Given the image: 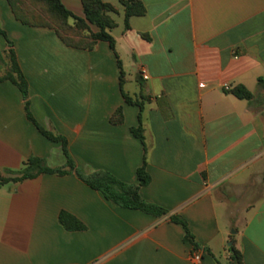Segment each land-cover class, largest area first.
Instances as JSON below:
<instances>
[{
    "label": "crops",
    "instance_id": "0c3cea01",
    "mask_svg": "<svg viewBox=\"0 0 264 264\" xmlns=\"http://www.w3.org/2000/svg\"><path fill=\"white\" fill-rule=\"evenodd\" d=\"M60 1L83 17L80 0ZM101 1L115 9L114 51L65 46L52 28L17 20L7 0L0 29L30 114L66 140L75 168L136 185L144 156L150 182L139 194L167 214L119 208L74 173L9 182L0 186V264H231L229 247L241 264H264V0H140L145 12L128 28L119 0ZM8 49L0 35L1 58ZM237 86L249 100L230 93ZM139 118L144 150L130 133ZM29 157L65 163L60 145L27 120L17 87L1 81L0 175ZM60 212L85 229L64 230Z\"/></svg>",
    "mask_w": 264,
    "mask_h": 264
},
{
    "label": "trees",
    "instance_id": "16d2710c",
    "mask_svg": "<svg viewBox=\"0 0 264 264\" xmlns=\"http://www.w3.org/2000/svg\"><path fill=\"white\" fill-rule=\"evenodd\" d=\"M7 1L11 7L14 17L17 20H19L23 24L31 26H43L52 28L65 46L83 50H91L97 42H105L108 44L109 48L114 51L115 41L110 35V30L114 28L115 24L109 15L111 13H114L115 9L111 5L103 3L101 0H80L83 17L75 16L72 12L66 9V7L61 3L60 0H44L48 4L51 11L61 17L63 20L72 19L77 25L80 24L82 26H91L94 28L93 32L89 35L90 42L85 47L71 44L63 34H61L56 28L52 26L32 24L31 22H28L25 19L17 16L11 2L9 0ZM119 4L123 8L125 28H128V19L130 17L142 16L145 12L144 6L140 0H119ZM0 35L4 39L5 45L9 48L6 52H4L8 55L9 71L3 78H0V82L9 81L17 87L24 101V109L27 120L35 126L37 131L43 137H45L50 142L60 145L61 153L65 160L63 167L49 168L45 165L42 159L38 157H29L22 164L20 170L16 172L6 170L5 173L10 175L8 177H3L0 175V186L9 182L20 183L24 180L34 179L43 174L64 176L74 173L77 178L82 181L87 187L98 192L106 201L119 208L138 211L155 218L165 216L167 214V211L165 209L144 201L139 194L140 188L147 186L150 182V177L146 171L144 156L141 166L137 168L135 172V176L137 179L136 185L123 183L107 172L99 171L94 172L90 175H83L75 168V165L70 158L67 150L66 140L59 135H55L50 131L44 130L39 124L36 123L32 115L30 114L28 109L29 103L27 100V82L20 72L14 51L11 49L12 44L1 29ZM117 65L120 70L121 76L122 72L119 60H117ZM259 82L263 81L260 80ZM230 93L235 98L241 100H249L251 97L250 93L242 86L235 87ZM122 96L126 104L137 105L141 109L139 102L133 101L124 93H122ZM115 116L118 118L120 117V109L117 110ZM130 133L134 138H136L143 144L144 150V138L142 135V129L140 127V118L139 125L136 128H131ZM169 220L170 222L181 226L184 231L183 240L192 245L194 249H196L197 245L193 241V237L188 230L185 220L176 215L170 216ZM58 222L66 231H83L85 229L84 225L80 221L66 212L59 213ZM228 249L231 252V264H241V255L239 254V252H237L233 247H229Z\"/></svg>",
    "mask_w": 264,
    "mask_h": 264
},
{
    "label": "rangeland",
    "instance_id": "374dc122",
    "mask_svg": "<svg viewBox=\"0 0 264 264\" xmlns=\"http://www.w3.org/2000/svg\"><path fill=\"white\" fill-rule=\"evenodd\" d=\"M14 7L17 16L32 24L49 25L56 28L64 37L76 46L85 47L89 44V35L94 28L76 24L72 19L63 20L51 11L44 0H9ZM9 71L7 53L0 57V78Z\"/></svg>",
    "mask_w": 264,
    "mask_h": 264
},
{
    "label": "built area",
    "instance_id": "2783aa9c",
    "mask_svg": "<svg viewBox=\"0 0 264 264\" xmlns=\"http://www.w3.org/2000/svg\"><path fill=\"white\" fill-rule=\"evenodd\" d=\"M224 91H229V87L227 85L223 86ZM193 260L195 263H198L200 261V255L198 253L193 255Z\"/></svg>",
    "mask_w": 264,
    "mask_h": 264
},
{
    "label": "water",
    "instance_id": "95a60500",
    "mask_svg": "<svg viewBox=\"0 0 264 264\" xmlns=\"http://www.w3.org/2000/svg\"><path fill=\"white\" fill-rule=\"evenodd\" d=\"M230 245H231V243L228 244V246H230Z\"/></svg>",
    "mask_w": 264,
    "mask_h": 264
}]
</instances>
